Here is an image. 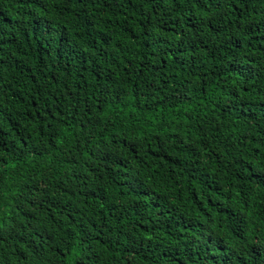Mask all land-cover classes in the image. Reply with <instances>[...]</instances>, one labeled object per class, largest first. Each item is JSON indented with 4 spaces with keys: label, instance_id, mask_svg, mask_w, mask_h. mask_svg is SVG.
<instances>
[{
    "label": "trees",
    "instance_id": "obj_1",
    "mask_svg": "<svg viewBox=\"0 0 264 264\" xmlns=\"http://www.w3.org/2000/svg\"><path fill=\"white\" fill-rule=\"evenodd\" d=\"M0 264H264V0H0Z\"/></svg>",
    "mask_w": 264,
    "mask_h": 264
}]
</instances>
